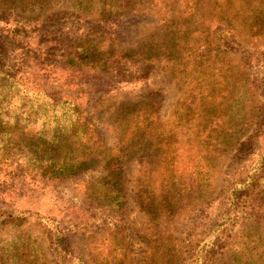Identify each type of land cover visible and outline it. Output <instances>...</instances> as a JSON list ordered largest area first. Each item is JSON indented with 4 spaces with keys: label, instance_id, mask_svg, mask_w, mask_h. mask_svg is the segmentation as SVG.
Listing matches in <instances>:
<instances>
[{
    "label": "trees",
    "instance_id": "1",
    "mask_svg": "<svg viewBox=\"0 0 264 264\" xmlns=\"http://www.w3.org/2000/svg\"><path fill=\"white\" fill-rule=\"evenodd\" d=\"M1 9L21 11L11 17L12 35L34 44L44 66L43 82L26 78L25 85L39 89L36 103L55 120L24 138L16 120L3 131L0 120L1 154L12 144L23 148L30 165L58 182L100 173L83 182L89 208L73 204L55 225L59 243L94 223L102 231L89 242L90 263L77 256L79 264H185L187 257V264H264V148L252 149L242 178L214 183L225 155L264 135L260 87L249 72L264 63V0H0ZM65 10L81 32H59ZM8 14L0 23L11 21ZM127 17L140 19L130 24L134 31ZM221 28L231 37L224 48ZM153 64L176 85L165 113L163 92L150 82ZM90 114L112 120L111 145ZM130 195L145 217L141 262L121 231ZM75 210L80 219L66 220ZM186 223L205 234L179 231Z\"/></svg>",
    "mask_w": 264,
    "mask_h": 264
},
{
    "label": "rangeland",
    "instance_id": "2",
    "mask_svg": "<svg viewBox=\"0 0 264 264\" xmlns=\"http://www.w3.org/2000/svg\"><path fill=\"white\" fill-rule=\"evenodd\" d=\"M1 10L0 15L9 13L5 20H11V23L8 21L0 23V120L4 124L1 130L3 131V126L6 127L7 124L13 125L16 120L18 122L17 126L20 127V134L24 138L25 135L27 137V134L38 133L40 127L43 126L44 120L50 118V122L47 125H53L55 120L51 116V109H48L47 114L44 116L45 112L37 104L42 101L41 95L35 92L39 89H30L25 85L26 78H34L43 82L38 77L43 75L42 68L44 66L39 63L40 61H36L32 55L33 49H36L34 44L33 48L29 49L22 40H16L15 36L12 35L11 30L13 28L16 30L18 26L14 25L17 20H12L11 17L21 13V11L17 9ZM65 11L63 14L65 18L55 23L60 28L59 32H68L70 36L81 32L78 28L80 24L74 16L75 14L70 10ZM26 14H29V12L25 11L21 17L26 16ZM139 20L127 17L123 23L128 28L130 26L134 31V25L130 24ZM217 33L224 48L225 44L230 43L231 37L222 28L218 29ZM236 42L239 43L238 41ZM239 45L240 52L248 55V49L250 48L242 43H239ZM2 56L4 58H1ZM249 70L253 82L255 81L260 87L259 105L261 109L259 113L264 121V93L262 92V86H264V63L262 61L259 64L251 63ZM151 75L153 79L150 82L155 83L153 87L163 92L162 113H165L168 111L176 94L175 82L168 80V77L164 75L161 66L158 64L152 65ZM16 79H20L23 83L15 81ZM24 106L26 107L25 111L22 109ZM90 118L102 134L105 142L111 145L113 143V135L109 124L112 120L107 118L106 114L99 119H97L96 115L90 114ZM2 131H0V139L5 134ZM7 135L9 138L13 137L12 135ZM35 136L38 137L39 134H35ZM259 141L261 144H256L255 142L244 144L224 156L221 165L216 170L215 186H228L231 181L243 177L240 173L244 172V170H240V166L244 168L250 165V161L253 158L250 154L253 152V148L258 145L264 148V135L261 136ZM2 147L3 145L0 144V264H79L78 260H76L77 256L83 258L84 262L90 263L91 260L89 259L87 248L89 242H92L95 236L102 232L99 227L94 223L93 227L89 229L85 227L83 230L69 231V237L65 239V243H59L57 238L60 237V232L56 231L55 225L60 219V214H64L68 207H74L73 204H81L86 209L89 208L85 199L83 188L85 184L83 182L92 177H97L100 174L99 171L86 172L84 176L72 181L58 182V180L47 179L46 176L41 175L38 165H30L29 156L26 155L28 153L27 150L12 144L9 147V154L2 155ZM253 154H256V151ZM44 163H41V165ZM135 170L136 165H128L127 171L130 175ZM262 183H264V177L262 178ZM127 202L128 208L120 216L122 222L121 231L130 254H138L136 261L141 262L139 250L146 246V240H148L146 236L142 235V230L145 229V217L134 205L131 195L128 197ZM244 204L245 201L240 202L238 208L241 210V208H244ZM93 209L97 210L98 208ZM79 214L75 210L73 214H67L65 217L67 220L75 216V220H79ZM70 222L72 221H69L68 224ZM179 231L193 232L195 234L194 237L206 232L203 227L199 230L190 229L188 223L180 226ZM194 237L190 235V241L193 244L196 241H194ZM227 238L228 235L227 237L223 236L220 239V243H224ZM74 254L75 257L73 256ZM188 262H190V258L187 257L184 263L187 264ZM206 264H210V262Z\"/></svg>",
    "mask_w": 264,
    "mask_h": 264
}]
</instances>
